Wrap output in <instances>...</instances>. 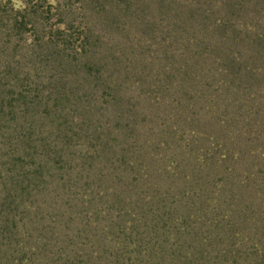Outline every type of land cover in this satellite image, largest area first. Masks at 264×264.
I'll return each mask as SVG.
<instances>
[{"label":"trees","instance_id":"obj_1","mask_svg":"<svg viewBox=\"0 0 264 264\" xmlns=\"http://www.w3.org/2000/svg\"><path fill=\"white\" fill-rule=\"evenodd\" d=\"M0 264H264V0H0Z\"/></svg>","mask_w":264,"mask_h":264}]
</instances>
